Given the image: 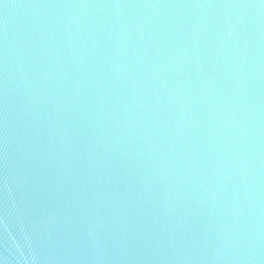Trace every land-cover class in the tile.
<instances>
[{"label": "water", "instance_id": "water-1", "mask_svg": "<svg viewBox=\"0 0 264 264\" xmlns=\"http://www.w3.org/2000/svg\"><path fill=\"white\" fill-rule=\"evenodd\" d=\"M0 264H264V0H0Z\"/></svg>", "mask_w": 264, "mask_h": 264}]
</instances>
